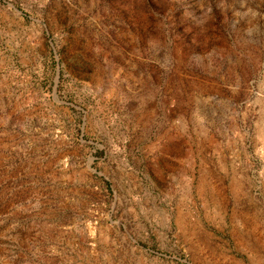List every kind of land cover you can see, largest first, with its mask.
Returning <instances> with one entry per match:
<instances>
[{
	"label": "rangeland",
	"instance_id": "obj_1",
	"mask_svg": "<svg viewBox=\"0 0 264 264\" xmlns=\"http://www.w3.org/2000/svg\"><path fill=\"white\" fill-rule=\"evenodd\" d=\"M246 238L264 0H0V264H255Z\"/></svg>",
	"mask_w": 264,
	"mask_h": 264
},
{
	"label": "crops",
	"instance_id": "obj_2",
	"mask_svg": "<svg viewBox=\"0 0 264 264\" xmlns=\"http://www.w3.org/2000/svg\"><path fill=\"white\" fill-rule=\"evenodd\" d=\"M240 245L238 247H236L238 250H242V245H244V251L245 253H247L249 255V257H251L252 261H254V263L256 264L255 260L261 261L262 264H264V243L260 246H257L252 243L251 239L247 240V238L245 239V241H239ZM233 250H236L235 248H231L229 250H227V253H231L228 254L227 257H232L233 259H236V253H232Z\"/></svg>",
	"mask_w": 264,
	"mask_h": 264
}]
</instances>
